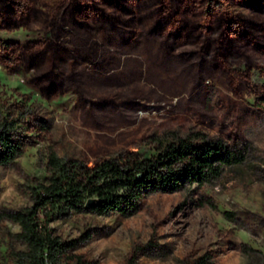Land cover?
I'll list each match as a JSON object with an SVG mask.
<instances>
[{"label": "rangeland", "instance_id": "rangeland-1", "mask_svg": "<svg viewBox=\"0 0 264 264\" xmlns=\"http://www.w3.org/2000/svg\"><path fill=\"white\" fill-rule=\"evenodd\" d=\"M3 117L25 149L0 164L1 209L34 203L52 150L92 165L175 132L237 145L213 183L50 226L94 264H264V0H0ZM19 231L0 219V264L26 249Z\"/></svg>", "mask_w": 264, "mask_h": 264}, {"label": "trees", "instance_id": "trees-1", "mask_svg": "<svg viewBox=\"0 0 264 264\" xmlns=\"http://www.w3.org/2000/svg\"><path fill=\"white\" fill-rule=\"evenodd\" d=\"M18 119H0V164H10L25 149L15 138ZM153 153L126 150L103 157L92 165L49 154L51 176L33 187L34 203L21 209H1L0 219L20 225L17 236L25 250L13 251L16 264H94L75 253L79 239L63 240L50 222L71 211L98 214L135 213L149 194L172 192L213 183L227 167L240 164L245 155L237 145L195 131L151 136ZM92 200L90 205L87 203ZM134 253L128 264H136ZM183 264H213L207 254Z\"/></svg>", "mask_w": 264, "mask_h": 264}, {"label": "water", "instance_id": "water-1", "mask_svg": "<svg viewBox=\"0 0 264 264\" xmlns=\"http://www.w3.org/2000/svg\"><path fill=\"white\" fill-rule=\"evenodd\" d=\"M92 203V200H90L88 203H87V205H90Z\"/></svg>", "mask_w": 264, "mask_h": 264}]
</instances>
